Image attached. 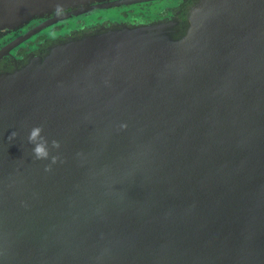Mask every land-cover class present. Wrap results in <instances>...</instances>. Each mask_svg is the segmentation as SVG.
Listing matches in <instances>:
<instances>
[{"label":"water","instance_id":"obj_1","mask_svg":"<svg viewBox=\"0 0 264 264\" xmlns=\"http://www.w3.org/2000/svg\"><path fill=\"white\" fill-rule=\"evenodd\" d=\"M24 1L0 19L98 0ZM174 29L90 34L0 76V261L264 264V0H200Z\"/></svg>","mask_w":264,"mask_h":264},{"label":"flooded vegetation","instance_id":"obj_2","mask_svg":"<svg viewBox=\"0 0 264 264\" xmlns=\"http://www.w3.org/2000/svg\"><path fill=\"white\" fill-rule=\"evenodd\" d=\"M200 0H98L61 7L9 24L0 19V76L45 58L64 42L122 27L172 23L186 31L192 8ZM24 0H0V6H26ZM10 259L0 264H13Z\"/></svg>","mask_w":264,"mask_h":264},{"label":"clouds","instance_id":"obj_3","mask_svg":"<svg viewBox=\"0 0 264 264\" xmlns=\"http://www.w3.org/2000/svg\"><path fill=\"white\" fill-rule=\"evenodd\" d=\"M43 129L40 126L33 127L28 135V143L33 145L32 154L36 160H46L49 158V142L41 135ZM16 133H10V137L14 138ZM51 149H58L60 147L59 143L55 140L51 142ZM57 162V157L53 156L51 158V163L55 164ZM46 171L50 170L46 167Z\"/></svg>","mask_w":264,"mask_h":264}]
</instances>
